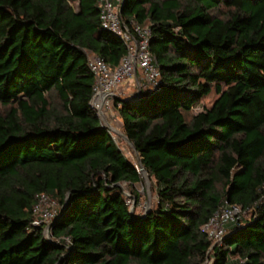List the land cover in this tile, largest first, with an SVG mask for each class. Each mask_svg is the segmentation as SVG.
<instances>
[{
  "label": "trees",
  "instance_id": "obj_1",
  "mask_svg": "<svg viewBox=\"0 0 264 264\" xmlns=\"http://www.w3.org/2000/svg\"><path fill=\"white\" fill-rule=\"evenodd\" d=\"M120 8L148 25L160 72L113 103L156 202L136 213L139 166L91 105L84 51L112 67L127 52L100 26L98 0H0V264H264V0ZM42 193L59 208L69 193L52 240L31 226ZM224 203L250 218L212 242L201 226Z\"/></svg>",
  "mask_w": 264,
  "mask_h": 264
},
{
  "label": "built area",
  "instance_id": "obj_2",
  "mask_svg": "<svg viewBox=\"0 0 264 264\" xmlns=\"http://www.w3.org/2000/svg\"><path fill=\"white\" fill-rule=\"evenodd\" d=\"M120 1L116 0V5L113 0H98L99 21L102 28L122 39L127 49L126 55L117 66L112 67L90 50L84 51L88 69L94 77L91 105L95 110L99 109L104 117L116 115L113 110L114 99L138 97L136 92L122 98L120 95L125 92L120 89L121 82L132 80L137 86V91L155 88L160 83L159 68L148 48L150 29L148 25L140 26L134 21L126 24L119 12ZM57 207L55 200L42 193L32 209L31 226H42V235L47 240H52L50 226L57 216ZM245 211L248 210L242 209L240 205L224 203L201 226V230L210 241L219 242L226 232L227 225L241 223ZM65 245L68 248V238H65Z\"/></svg>",
  "mask_w": 264,
  "mask_h": 264
},
{
  "label": "rangeland",
  "instance_id": "obj_3",
  "mask_svg": "<svg viewBox=\"0 0 264 264\" xmlns=\"http://www.w3.org/2000/svg\"><path fill=\"white\" fill-rule=\"evenodd\" d=\"M120 89H124L123 91L125 92L124 94H121L120 96L122 98H125L127 96H129L132 93H136L137 92V86L136 84L133 83L132 80H126L121 82L120 84ZM144 90V89H142ZM212 96L209 98H206L204 100H202L201 102H199L196 106L193 107L192 112L193 113H197L201 110H203L206 106H208L212 100ZM108 112L110 110H107ZM111 113V112H109ZM105 121L107 123L104 122V120H101V123L103 125L108 124L110 126L109 130L112 133V136L114 138V140L116 141V143L120 146L121 150L124 152V154L128 157V159L133 162V163H137L138 164V157L136 152L134 151V149L132 148V146L129 144V142H127L120 134H123L121 131V123L118 120V118L113 115V116H106L104 117ZM121 189L123 190L124 195L127 197V202L129 204V207H131L132 205L134 206L135 204V199L131 196V193L129 192V188L127 186L126 183L122 182L119 183ZM134 190L137 191L138 193V205L136 207V213L137 214H143L145 212V210L148 208H151L152 206H154L155 202H156V195L155 193L152 191L151 188V183L148 179L147 184H145V182H137L133 185ZM126 193V194H125ZM59 206L57 207V212L59 211ZM134 211V209H133ZM250 218V213L249 211H245L242 215V219H248Z\"/></svg>",
  "mask_w": 264,
  "mask_h": 264
},
{
  "label": "water",
  "instance_id": "obj_4",
  "mask_svg": "<svg viewBox=\"0 0 264 264\" xmlns=\"http://www.w3.org/2000/svg\"><path fill=\"white\" fill-rule=\"evenodd\" d=\"M119 10H121V8H120ZM140 93H141V90L138 89V91H137V95L139 96ZM127 99H128V98H127ZM129 99H130V100H133V98H129ZM96 110H97V112L99 113L98 116H99L100 120H104V122L107 123V122L105 121L104 116H103L102 114H100L99 109H96ZM104 126L107 127L108 129L110 128V126H109L108 124H106V125H104ZM120 135H121V136H122L127 142H129V144H130V145L132 146V148L134 149L133 144L128 140V138H127L124 134H120ZM135 152H136L137 157H138L139 171H140V173H141V175H142L143 181L145 182V184H147L149 178H148V175H147L146 171H145L144 168H143V165H142V162H141V156H140V154H139L137 151H135ZM116 185L120 186L119 183H116ZM125 194H126V193H125ZM68 199H69V193L67 194V198H66L64 204L60 207V209H59V211H58L57 218H58V217L60 216V214L63 212V210H64V208H65V206H66V204H67V202H68ZM133 209H134V206H133V205H132L131 207H129V211H130V213H133ZM147 211H148V208L145 210V212L142 214V216H143Z\"/></svg>",
  "mask_w": 264,
  "mask_h": 264
},
{
  "label": "crops",
  "instance_id": "obj_5",
  "mask_svg": "<svg viewBox=\"0 0 264 264\" xmlns=\"http://www.w3.org/2000/svg\"><path fill=\"white\" fill-rule=\"evenodd\" d=\"M113 2L117 5L118 4V2H116V0H113Z\"/></svg>",
  "mask_w": 264,
  "mask_h": 264
}]
</instances>
